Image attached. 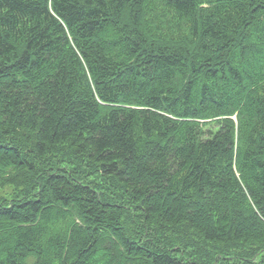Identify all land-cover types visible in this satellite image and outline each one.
<instances>
[{
	"label": "trees",
	"instance_id": "trees-1",
	"mask_svg": "<svg viewBox=\"0 0 264 264\" xmlns=\"http://www.w3.org/2000/svg\"><path fill=\"white\" fill-rule=\"evenodd\" d=\"M13 172L0 264H264V0H0Z\"/></svg>",
	"mask_w": 264,
	"mask_h": 264
},
{
	"label": "rangeland",
	"instance_id": "rangeland-1",
	"mask_svg": "<svg viewBox=\"0 0 264 264\" xmlns=\"http://www.w3.org/2000/svg\"><path fill=\"white\" fill-rule=\"evenodd\" d=\"M58 151H61V152H58ZM61 154H63V156H60ZM69 154L71 155V153L68 152L65 149L55 150L54 152L48 153V155H47L48 160L45 163L46 164L51 163L50 160L52 158L53 167H55V166H57V167H65V170H68L71 167V169H75V171H77V167H79V168H83L84 167L85 164L84 165H82V164L80 165V164L72 163L71 162L72 160H71V157L69 156ZM54 156H56V158ZM55 159H56V161H55ZM17 175H18L17 172H13L9 176L10 180H5V182L2 183V185L0 187V204L5 203V200H7L8 202L12 201V198H15L16 194L20 190H22L23 188H25L27 186V183L29 182L28 181L29 179L26 180V182L20 183L19 181L14 179V177H17ZM74 182H76V181H74ZM8 199H10V200H8ZM155 231H156V235L161 233L156 227H155ZM166 232H167V234H164V236H166V237L167 236L173 237V236L176 235L173 232H171L172 234L169 233L168 231H166ZM179 256H177V257H179Z\"/></svg>",
	"mask_w": 264,
	"mask_h": 264
}]
</instances>
